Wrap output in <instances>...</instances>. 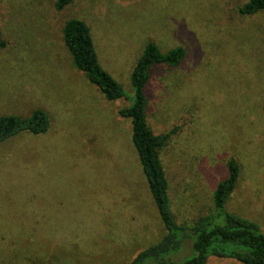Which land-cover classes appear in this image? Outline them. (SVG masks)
Here are the masks:
<instances>
[{
  "label": "rangeland",
  "instance_id": "1",
  "mask_svg": "<svg viewBox=\"0 0 264 264\" xmlns=\"http://www.w3.org/2000/svg\"><path fill=\"white\" fill-rule=\"evenodd\" d=\"M248 1L73 0L57 13L53 0H0V116L40 109L51 122L44 136L0 145V264H124L162 237L130 120L119 115L150 43L185 53L178 66L154 67L144 91L152 132L177 127L159 150L177 222L210 210L234 158L227 211L264 234V10L241 14ZM69 18L89 27L125 98L107 101L76 69L60 34Z\"/></svg>",
  "mask_w": 264,
  "mask_h": 264
},
{
  "label": "trees",
  "instance_id": "2",
  "mask_svg": "<svg viewBox=\"0 0 264 264\" xmlns=\"http://www.w3.org/2000/svg\"><path fill=\"white\" fill-rule=\"evenodd\" d=\"M72 3L73 0H53L52 7L61 13ZM263 10L264 0H249L239 12L250 15ZM60 34L76 69L99 89L107 101L125 98L122 88L100 66L90 29L83 20H65ZM6 47L7 42L0 30V51ZM184 56L180 48L164 54L155 44L146 45L130 75L134 91L132 103L119 111L121 117L130 120L131 142L164 229L158 241L138 251L124 264H207L210 258L234 260L239 264H264V234L260 227L226 208L240 175L234 158L227 161V174L216 184L210 210L205 215L189 223H178L174 216L159 150L166 146L177 127L160 135L152 132L147 123L144 91L154 67L178 66ZM50 127L49 115L40 109L33 110L27 117L2 115L0 145L21 134L44 136Z\"/></svg>",
  "mask_w": 264,
  "mask_h": 264
},
{
  "label": "crops",
  "instance_id": "3",
  "mask_svg": "<svg viewBox=\"0 0 264 264\" xmlns=\"http://www.w3.org/2000/svg\"><path fill=\"white\" fill-rule=\"evenodd\" d=\"M259 198L261 199L260 195H259V197L254 198L256 201L253 199L254 202H257V203H259V204H258V206H254V207H252V210H260V209H261V206H262L263 200H259ZM228 201H229V200H228Z\"/></svg>",
  "mask_w": 264,
  "mask_h": 264
}]
</instances>
